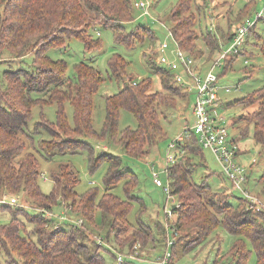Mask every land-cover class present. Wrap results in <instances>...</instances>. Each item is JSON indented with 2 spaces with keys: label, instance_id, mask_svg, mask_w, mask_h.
<instances>
[{
  "label": "trees",
  "instance_id": "16d2710c",
  "mask_svg": "<svg viewBox=\"0 0 264 264\" xmlns=\"http://www.w3.org/2000/svg\"><path fill=\"white\" fill-rule=\"evenodd\" d=\"M216 1L220 0H204L203 6ZM137 3L132 0H0V53L20 60L30 54L35 56L33 69L8 70L0 81V199L9 196L21 201L23 195L37 210L31 213L24 206L0 203V212L8 211L12 217L8 223L0 224V264H106L105 257L99 253L103 243L97 240L89 243V240L93 230L107 229V226L104 238L120 253L134 255L139 247L146 250L160 245L151 226L142 220L134 224L130 219L135 203H142L141 197L135 195L138 175L125 165L120 155L106 149L96 150L90 140L122 145L127 155L145 159L166 136L161 121L163 107H176L177 98H186L191 92L176 83L171 71L156 65L154 53H144L143 57L160 78L163 90L157 92L153 91V78L136 80L129 72L130 61L119 53H113L107 60V78L86 62L74 65L75 77L71 78L67 62L54 60L47 54L49 48L65 46L73 37L83 42L86 51L102 49L103 42L94 33L98 27L113 29L115 43L128 49H135L147 39L155 43L156 34L148 25L138 24L128 29L136 19L135 11L140 18L150 19V16L141 17ZM257 4L258 0H246L227 30L218 25L217 30L207 28L203 32L202 7L198 0H178L169 14V31L183 51L211 63L221 54V45L233 40L241 22L253 15ZM263 19H258L249 29L239 53L226 60L219 73V83L239 56H254L252 47H257L264 58V41L257 31V24ZM200 39L209 50L207 57L205 50L198 47ZM245 63L248 65L250 61L246 59ZM253 73L249 71L250 76ZM107 81L123 85L117 93H105V120L102 129L97 131L93 118L95 96ZM233 90L239 91L240 87ZM68 102L73 107L72 123L65 109ZM50 105L57 106L54 121L43 111ZM232 105L257 107L232 123V128L242 124L238 134L234 132V141L238 144L236 155L242 154L239 141L251 134L264 150V87L227 106L223 100L224 107ZM35 107L41 108L40 119L30 132ZM122 110L137 119L136 129L120 130ZM37 135L41 138L38 140L41 150L50 156L57 152L86 151L91 172L108 163L103 177L104 194L99 195V190L93 187L79 194L76 190L79 172L70 164H60L51 170L53 187L50 193L44 192L40 184L44 175L40 158L30 150L35 148ZM185 147L187 154L170 170L171 191L170 196L166 194L164 210L173 200V218H168L165 212L166 227L160 224L158 228L166 236V250L171 252L169 264H174L172 259L181 242L183 253L189 252L210 241L219 227L237 236L228 252L233 264H249L253 254L255 264H264V209L255 210L245 198H239V203L234 205L229 201V191H216L206 182H194L196 168L204 164L205 149L196 136ZM256 163L253 159L247 165L250 172ZM259 181L264 186V173ZM121 184L125 197L113 191ZM61 205L70 219H82L84 223L79 226L71 221L60 222L48 218L42 211L60 213ZM56 221L60 223L57 230ZM167 225L180 231L171 247L167 244ZM113 257L118 260L116 254Z\"/></svg>",
  "mask_w": 264,
  "mask_h": 264
},
{
  "label": "rangeland",
  "instance_id": "374dc122",
  "mask_svg": "<svg viewBox=\"0 0 264 264\" xmlns=\"http://www.w3.org/2000/svg\"><path fill=\"white\" fill-rule=\"evenodd\" d=\"M141 1L150 3V12L152 17L146 21L144 18H140L139 13L135 11L136 19L134 22L129 24L128 29L132 30L138 24L148 25L156 34L155 43L152 42V39H147L145 42L140 43L135 49H128L122 44L115 43L113 29L98 27L94 33L101 38L103 42L102 49L86 51L83 42L73 37L67 40L65 46L49 48L47 50V54L54 60H65L68 65L67 73L71 78L75 77L74 65L80 62H86L95 66L98 70H100L101 74L107 78V60L113 53H119L130 61L129 72L136 77V80L150 76L154 80L153 91H162L163 89L159 76L153 72L148 64H146L143 55L144 53H152L154 47L166 39L172 42V39L167 37V34L169 33L168 30L171 27L169 14L178 0H132L134 4ZM198 2L202 7L200 27L201 31L203 30V32H206L207 28L210 27H213V29L216 28L217 30L216 26L218 25L221 26V28L227 30L229 28L230 22L236 18L239 10L246 4V0H220L209 3L206 7H204V0H198ZM263 9L264 0H258L256 11L252 16L245 18L241 24L247 20L255 21L257 18V13L263 11ZM229 10H231V13H229ZM257 31L261 35L262 41H264V21H260L257 24ZM98 33H100V35ZM197 43L199 48L205 50V56L207 57L209 55V50L207 49L204 41L200 39L197 41ZM228 45H230V43H224L221 45V47H227ZM251 50L254 52V56H239L236 62L233 64V68L230 69L220 81V85L224 87H240L239 91L233 90L231 93H226V91L223 89L220 90L221 98L224 100V102H226V106L227 104L233 103L234 100L240 99L257 89L264 87V58L257 47H252ZM34 57V54H30L20 60L10 57V54L8 53H0V60H2L0 64V81L3 80L4 73L8 70L16 71L19 69H33ZM246 59L250 61V64L246 65ZM250 70H253L254 72L251 76L249 75ZM122 85L123 83H118L116 81H107L103 84L98 94H96L93 118L94 127L97 131L102 129L105 120V93H117ZM194 99L195 96L190 93L186 98L178 97V104L176 107H163L162 111H164V114L161 115V121L165 129L166 136L152 148L148 158H133L125 153L122 145L116 143L90 140V142L95 146L96 150H104L106 148V150L109 152L120 155L123 158L125 165H127L128 168L133 170L138 175L139 183L135 195L141 197L142 203H139L138 201L135 203L130 219L134 224L137 223V220H142L144 223L151 226L156 239L160 244L155 249H140L145 250L143 252L139 250V247L136 250L138 251V254L136 251H134L136 258H131L125 253L118 252L113 244L107 243L108 241L105 240L104 236L108 226L107 229L104 228L93 230V235L91 236L89 243H92L93 240L99 241V238H103L104 247L99 250V253L105 257L106 264H157V259L164 258V255L167 252L165 240L166 236L162 235L158 228L160 227V224H162L164 227H166L167 224V216L165 214L164 206L167 202L168 196L162 187H158L154 183V180L151 176L150 164H155L156 167L160 169L164 164L166 152L170 143L183 133L186 126L189 127L194 125V116L192 110ZM256 108L257 107L245 108L244 106L240 105H232L228 106V108L224 107V115L227 118L226 124L229 127L232 137L235 138V133L238 134L239 126L242 125L237 124V126L232 128V123L238 120L242 114L253 112L256 110ZM65 109L69 116V120L72 123L73 107L71 103H66ZM43 111L51 121L56 119V105L45 106ZM40 112L41 108L39 107H35L33 109V118L29 124L30 132L34 131L35 123L40 119ZM137 126V119L130 112L122 110L119 120L120 130H124L127 127L136 129ZM43 137H45V135H43ZM38 140H41L40 135L36 136L35 148L30 150L34 153H37L38 157L40 158L41 169L42 173L44 174V178L41 176L40 184L44 192L50 193L53 187V181L50 177L51 170L57 169L60 164H70L75 170L79 172L80 183L76 188L79 194H83L92 187L99 190V195L104 194L105 187L103 184V177L108 169V163H103L94 172H91L89 169L88 153L86 151L76 154H59L57 152L54 156H50L41 150ZM239 143L243 153L241 156H237V163L247 166L252 162L253 159L257 160V163L251 168V172L248 175V180L243 184V187L264 203V186L259 181L260 177L264 173V150L261 145L257 144L253 140L252 134L246 139H241ZM248 148L249 150H247ZM204 153V164L199 165L196 168L193 176L194 182H206V184L210 185L216 191H228L227 189L230 188L229 181H227L224 175L221 173V168L214 154L209 150H205ZM161 178L166 184V176L162 174ZM90 182H94V185H89ZM113 191H115L117 195L125 197L122 184ZM228 197L229 201L234 205L239 203V198H244L237 192L228 194ZM20 202V206H24L29 210V212L37 213V210L33 209L31 205L25 201L23 195ZM172 206L173 200L169 202L168 207L172 208ZM59 207V210L63 209V205ZM11 218V214L8 211L0 212V224L8 223ZM182 235L184 234L182 233ZM236 239L237 236H234L228 233L222 227H219L214 232L210 241L189 252L183 253V242H181V244L177 245L176 247V255L172 261L174 264H233V260L228 252L232 246V243ZM108 249H111V252ZM113 254H116L118 257L123 255L122 262L115 259ZM255 263L256 255L253 254L249 260V264Z\"/></svg>",
  "mask_w": 264,
  "mask_h": 264
},
{
  "label": "built area",
  "instance_id": "2783aa9c",
  "mask_svg": "<svg viewBox=\"0 0 264 264\" xmlns=\"http://www.w3.org/2000/svg\"><path fill=\"white\" fill-rule=\"evenodd\" d=\"M136 7L141 17H152L150 3L141 1L137 3ZM260 18H264V10L257 13L255 21L247 20L239 25L230 45L222 47L221 54L211 63L205 61V59H195L193 55L183 51L179 47L174 34L169 30L167 37L171 38L172 42L166 39L154 47L152 53H154L156 65L171 71L176 83L185 90L194 93L195 96V105L193 107L194 125L186 126L183 133L170 143L164 164L160 169L155 164H150L151 176L154 183L156 186L164 188L165 193L169 196L172 182L170 170L187 154L186 142L193 136H196L202 148L214 154L224 177L229 181L230 188L227 189L229 193L233 194L237 192L241 194L251 204V207L257 211L264 209V203L243 187V184L248 180L250 169L246 165L236 162L238 144L235 143L234 137L231 136L229 127L226 124L227 118L224 115L223 99L220 94L221 89L226 92H231L232 88L221 86L219 83V71L222 69L226 60L239 53L249 35V29ZM210 29L214 30L215 28L210 27ZM98 34L100 35V33ZM238 89L237 87L236 90ZM162 174L167 178L166 184L161 178ZM89 184L94 185V182H90ZM0 203L18 206L21 204L18 197L9 196L2 197ZM42 211L48 218H56L60 222L71 221L73 224L79 226L84 223L82 219H70L67 211L63 209L60 213L44 209ZM165 212L168 218H173L172 208L166 206ZM58 224L60 223L57 222L54 226L56 230L60 229ZM167 228V244L171 247L175 244L177 237L180 235V231L169 225H167ZM99 241L103 243V238H99ZM127 256L136 258V255ZM170 259L171 252L168 250L163 259H157V264H169ZM118 260L122 262L123 255H120Z\"/></svg>",
  "mask_w": 264,
  "mask_h": 264
},
{
  "label": "crops",
  "instance_id": "0c3cea01",
  "mask_svg": "<svg viewBox=\"0 0 264 264\" xmlns=\"http://www.w3.org/2000/svg\"><path fill=\"white\" fill-rule=\"evenodd\" d=\"M106 149V148H105ZM247 150H249V148L247 149ZM243 153V152H242Z\"/></svg>",
  "mask_w": 264,
  "mask_h": 264
}]
</instances>
